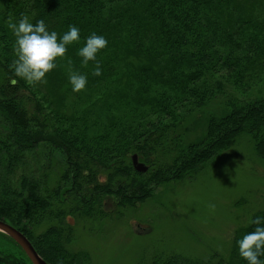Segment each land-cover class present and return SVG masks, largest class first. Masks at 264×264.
<instances>
[{
    "label": "trees",
    "instance_id": "16d2710c",
    "mask_svg": "<svg viewBox=\"0 0 264 264\" xmlns=\"http://www.w3.org/2000/svg\"><path fill=\"white\" fill-rule=\"evenodd\" d=\"M260 1L0 0V220L26 236L47 264H85L88 258L71 250L70 218L105 220L136 208L158 188L194 178L242 136L264 159ZM21 14L33 24L44 20L58 36L70 25L80 29L79 42L67 46L46 83L29 86L9 68L15 37L6 22ZM92 33L108 45L82 67L77 53ZM68 59L87 75L81 92L72 91ZM96 62L100 76L92 75ZM216 99H226L225 109L201 125L200 111ZM190 120L204 128L198 142L186 141ZM38 153L44 158L31 165ZM134 155L146 173L136 171ZM256 218L264 221V209ZM257 226L235 232L228 259L173 256L153 264H247L237 241ZM0 264L32 263L0 232Z\"/></svg>",
    "mask_w": 264,
    "mask_h": 264
},
{
    "label": "rangeland",
    "instance_id": "374dc122",
    "mask_svg": "<svg viewBox=\"0 0 264 264\" xmlns=\"http://www.w3.org/2000/svg\"><path fill=\"white\" fill-rule=\"evenodd\" d=\"M263 3L256 5L261 8ZM225 100L213 101L200 111L197 121L202 125L206 115L223 111ZM193 122L185 124L187 142L203 136L204 128H194ZM35 157L29 158L31 165L44 158L39 153ZM52 158L56 161L57 155ZM262 209L264 159L257 156L249 137L242 136L194 178L158 188L136 208L119 210L105 220L70 218L76 228L71 250L82 252L88 258L85 264H153L160 257L173 256L228 259L235 232Z\"/></svg>",
    "mask_w": 264,
    "mask_h": 264
},
{
    "label": "clouds",
    "instance_id": "9594fccd",
    "mask_svg": "<svg viewBox=\"0 0 264 264\" xmlns=\"http://www.w3.org/2000/svg\"><path fill=\"white\" fill-rule=\"evenodd\" d=\"M7 27L15 37L13 52L15 59L9 65L14 77L23 80L29 86L46 83V75L57 68V60L66 56L67 46L79 42L80 29L69 26L67 32L58 36L56 31L49 32L44 20H38L35 24L30 22L27 14H21L18 21L9 16ZM108 45L107 39L102 35L92 33L86 38V43L78 50V56L82 58V67H87L90 61H97V55ZM73 61H66L69 83L73 92L83 91L88 83L87 75L73 70ZM64 66V65H62ZM93 76L102 75L101 65L96 62ZM17 79H11L12 86L18 84ZM209 208L215 210V205ZM250 223L258 225L254 231L244 235L237 241L239 256L247 264H264V226H259L264 221L260 218L251 220Z\"/></svg>",
    "mask_w": 264,
    "mask_h": 264
},
{
    "label": "water",
    "instance_id": "95a60500",
    "mask_svg": "<svg viewBox=\"0 0 264 264\" xmlns=\"http://www.w3.org/2000/svg\"><path fill=\"white\" fill-rule=\"evenodd\" d=\"M133 166L138 172L146 173L148 171V167L139 161L137 155L133 156ZM0 232L13 239L22 248L32 264H47L35 250L28 238L19 230L0 220Z\"/></svg>",
    "mask_w": 264,
    "mask_h": 264
}]
</instances>
